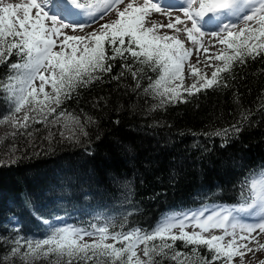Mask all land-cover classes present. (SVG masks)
<instances>
[{
    "label": "trees",
    "instance_id": "1",
    "mask_svg": "<svg viewBox=\"0 0 264 264\" xmlns=\"http://www.w3.org/2000/svg\"><path fill=\"white\" fill-rule=\"evenodd\" d=\"M116 18L115 11L100 24ZM23 62L15 50L0 60L1 115L11 102L12 88L5 85L17 80L8 77L23 70L9 66ZM109 63L111 72L98 73L99 79L54 105L53 115L65 112L59 121L33 119L27 128L6 124L0 130V264H54L53 255L25 257L23 241L46 237L56 216L66 215L78 227L108 223L116 232L150 231L173 208L247 199L248 181L264 167V54L235 62L210 89L163 104L150 88L159 68L128 53ZM10 215L20 223L13 225ZM15 241L21 246L13 254ZM193 247L177 241L175 249L190 255L173 260L169 249L155 259H211L205 246Z\"/></svg>",
    "mask_w": 264,
    "mask_h": 264
},
{
    "label": "snow or ice",
    "instance_id": "2",
    "mask_svg": "<svg viewBox=\"0 0 264 264\" xmlns=\"http://www.w3.org/2000/svg\"><path fill=\"white\" fill-rule=\"evenodd\" d=\"M121 4L125 5L123 9L119 7ZM112 11H116L117 18L103 23L98 30L79 36L65 32L66 29L83 32ZM154 12L168 17V23L151 22L149 18ZM174 12L182 13L183 18L173 17ZM165 27L176 33L185 32L187 39L198 46L197 52L201 49L209 52L205 37L226 46L225 50L207 57L222 61V66L209 65L214 67L211 78L191 66V75L198 79L184 88L185 64L193 52L177 35L161 34L159 30ZM211 46L214 47V43ZM13 50L24 62L13 63L10 69L23 68L26 75L19 81L18 90L15 85H5L12 88V99L9 114L0 117V122L11 119L14 126L27 128L29 120L34 119L30 112L44 117L35 122H45L48 115L56 112V107L51 105L59 106L64 99L71 98L77 87L99 79L98 73L111 72L109 61L123 60L125 53L141 64L160 69L158 79L150 88L164 98L162 104L165 100L179 102L184 93L194 95L220 84V74L229 72L235 62L244 63L245 58L254 59L264 54V0H183L182 3L128 0L126 4L125 0H94L92 3L88 0H24L20 3L0 0V60L10 58ZM197 62H200L198 57ZM122 67L129 68V65L122 64ZM132 75L135 77L136 72ZM16 79L15 73L8 77L9 82ZM36 81L40 82L39 86ZM48 85L51 92L45 91ZM223 86L227 87L226 80ZM26 106L31 107L21 122L15 114ZM59 115L64 116L65 112ZM251 189L252 199L246 205L211 211L207 215L199 211L167 217L150 231L133 228L116 232L111 230L115 226L108 223L90 224L87 228L52 226L46 237L24 240L23 255L30 254L34 258L53 255L54 264H101L102 259L107 264H160L155 257L168 256L166 250L169 249L174 250L173 260L190 255L175 249L176 242L182 241L186 247L194 246L192 252L205 246L213 253L211 259L203 258L202 264H215L217 260L232 264L236 256L241 257L243 264L245 252L241 249L253 251L248 245L256 239L253 233H264V218L256 223H244L240 214L247 212L264 217V175L252 181ZM42 222L50 224L47 218ZM189 228L193 230L188 231ZM214 229L223 230V234L205 235ZM227 237L231 239L226 242ZM15 243L17 247L11 249L13 254L18 253L21 246V241ZM141 245L143 258L137 251ZM259 249H264V244H259Z\"/></svg>",
    "mask_w": 264,
    "mask_h": 264
},
{
    "label": "rangeland",
    "instance_id": "3",
    "mask_svg": "<svg viewBox=\"0 0 264 264\" xmlns=\"http://www.w3.org/2000/svg\"><path fill=\"white\" fill-rule=\"evenodd\" d=\"M22 2H24V0H21ZM90 2H94V0H90ZM128 2V0H125V4ZM139 3H142V0H138ZM169 3L175 2V3H182L183 0H168ZM125 5L121 4L119 5V7L121 9H123ZM112 13V12H110ZM109 13V14H110ZM175 15H180L181 18H183V14L180 12H174L173 13V17ZM86 18V17H85ZM151 22L154 23H163V24H167L168 23V17L160 14V13H152V16L149 18ZM101 20H98L97 22L93 23L91 25V27L85 28L83 32H80L79 30H76V32H72L71 29H66L65 32L67 34H71V35H85L93 30H98L100 28V22ZM188 26H191V22L188 21ZM98 27V28H97ZM178 27H183L181 25H178ZM161 34H168V35H177L181 40L184 41L185 43V47L187 49L192 50L193 52V56L190 58V60L185 64V68H184V73H185V80H184V88H189L191 86V84L195 83L197 81V77H194L191 75V66H196L197 68H199L201 70L202 73H206L208 75L209 78H211V73L214 71V67L209 66V65H213V66H222L223 62L222 61H218L215 59H211L208 60L207 57L208 56H214L216 53H218L219 51L225 50L224 45H220L218 42H214L212 40H210L208 37H205L204 39V44L205 47H209V52L208 53H204L203 50L201 49L199 52L196 51L197 49V45H193L191 41H189L187 39L186 33L185 32H180V33H176L174 29H168V28H161L160 30ZM214 43V47H212L211 45ZM229 52H231V50H228ZM197 57L199 58V63L197 62ZM26 75V70L23 69L21 71V73L19 74V77L17 79V84L15 83V88L16 90L19 89L20 87V83L19 81L22 80L24 78V76ZM39 81H36V85L39 86ZM177 84H179V81L176 82ZM45 91L47 92H51V87L50 85L46 86ZM9 97L10 99H12V89L9 91ZM42 98V96H41ZM11 106V102H9V104H7L6 108L4 110H2V115L1 117H4L6 115L9 114V109ZM52 107H54V105H51ZM31 106H26L25 109H23L20 113L15 114L16 119L21 120L22 122V117L26 112H29ZM30 116H32L34 119H44V117L42 115H37L36 112H30L29 113ZM47 119L51 122L54 121H59L61 119V116H56L53 114H50L47 116ZM33 119H30V121H32ZM11 119L8 122H0V130L4 127V125L8 124V126L13 125V123H11ZM28 122V123H29ZM221 209H226V208H222V207H215V208H211V209H207L205 210V215H207L209 212L211 211H216V210H221ZM183 215V214H182ZM182 215H177V217H180ZM264 217H260V216H251L249 215L247 212L240 214V220L244 223H256L258 222L260 219H262ZM14 222H17L16 219H13ZM58 223H60L61 225H67L70 226L68 220L64 217L60 218L58 220ZM193 229L189 228L188 231H192ZM238 234H239V229L237 230ZM211 234H215V235H222L223 234V230H219V229H214L211 233H206L205 235H211ZM253 237H256L255 240L252 241V243H250L248 246L250 248L253 249L252 252H247L245 249H241V251L245 252V255L243 257V264H262V262H264V249H259V244H264V233H259V231H257L256 233L252 234ZM231 237H227L226 238V242L227 240H230ZM238 243H247V241H238ZM143 246H140V248L137 250L138 251V255L143 258V252H142ZM232 264H241V257L240 256H236L234 258V260L232 261Z\"/></svg>",
    "mask_w": 264,
    "mask_h": 264
}]
</instances>
